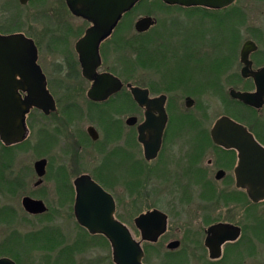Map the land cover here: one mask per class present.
I'll list each match as a JSON object with an SVG mask.
<instances>
[{
	"label": "flooded vegetation",
	"instance_id": "obj_1",
	"mask_svg": "<svg viewBox=\"0 0 264 264\" xmlns=\"http://www.w3.org/2000/svg\"><path fill=\"white\" fill-rule=\"evenodd\" d=\"M14 1L21 6L33 2L44 6L48 2ZM62 2L57 6L59 12L55 10L57 20L51 16L53 11L50 15L43 12L37 22L35 15L30 14L24 29L18 26L16 16L6 31L0 27L2 36L22 34L32 40L37 49L36 63L54 105L53 110H29L23 141L6 145L0 139V176L9 173L8 181H0V187L8 194L4 196L9 199L16 190L24 188L21 180H14L7 155H13L27 143L29 121L37 113L43 121L41 159L45 166L43 176L38 178L33 165L37 177L33 188L40 187L42 197L23 198L41 201L46 210L32 215L23 209L25 213L52 219L74 218L83 233L96 236L76 221V180L88 176L109 194L115 204V218L117 200L108 189L135 185L141 189L139 203L156 191L165 192L171 195L170 208L178 216L186 217L184 227H176L175 233L167 237L170 230L166 213L152 207L138 214L158 210L167 217L166 230L157 242H142L151 248L164 246L168 262L162 263H255L256 242L260 243L256 237L262 235L259 227L264 225L257 222L256 211L264 206V198L258 202L251 200L246 186H255L264 173L257 175L255 170L241 168L239 151L215 142L214 136L226 135L213 130L217 124L219 129L236 125L264 149V49L259 46L264 43V29L248 25L239 47L240 23L244 25L246 20V8L237 6L239 0L223 9L139 0L97 46L96 74L114 76L121 88L107 99L95 101L88 97L93 81L83 77L77 50L91 23L74 16L65 0ZM141 5L148 7L133 25L134 36L126 37L127 17ZM229 8L231 11L225 12ZM225 17L230 21L231 38L224 35ZM144 18H151L153 24L136 31V22ZM248 42L253 48L246 66L241 61V50ZM224 47L229 51L226 64L223 54H218ZM128 50H132L141 72L135 84L106 65L109 57H118ZM41 53L46 54V62L52 58L55 61L41 62ZM48 69L52 72L47 73ZM128 85L146 91L147 100L135 101ZM19 93L22 98L26 96L25 92ZM193 93L200 97L198 115L188 112L195 104ZM236 94L248 99L241 100ZM130 118L135 119L133 124H128ZM163 120L162 131L158 132ZM80 123H88L84 131L80 130ZM126 129L132 133L128 135ZM140 129L151 144L159 137L158 149L149 159L138 140ZM49 204L56 205L57 210L53 211ZM13 216L10 208L0 209V220ZM218 226L227 228L219 231L215 229ZM176 241L175 249H167L168 244ZM143 253L144 260V249Z\"/></svg>",
	"mask_w": 264,
	"mask_h": 264
},
{
	"label": "water",
	"instance_id": "obj_2",
	"mask_svg": "<svg viewBox=\"0 0 264 264\" xmlns=\"http://www.w3.org/2000/svg\"><path fill=\"white\" fill-rule=\"evenodd\" d=\"M28 0H19L21 4ZM139 0H65L70 12L91 23L84 37L77 45L79 61L84 78L93 81L88 97L95 101L107 99L121 88V82L110 74L97 75L99 66L97 46L102 38L109 35L121 16L129 11ZM235 0H163L169 5L205 6L223 9ZM153 24L151 18H144L136 22L138 32L146 30ZM252 43H245L241 50V61L248 66L247 56L253 48ZM37 49L32 40L22 34L9 36L0 35V139L6 145L19 143L26 138L27 130L25 117L31 108L43 111L53 110L52 98L45 87V80L36 63ZM133 99L145 102L146 91L128 85ZM19 90L26 93L21 97ZM246 101L248 96L236 94ZM48 102V103H47ZM162 115V114H161ZM134 118L128 119L133 124ZM148 123L151 122L147 118ZM164 120L160 122L159 131H162ZM147 125V124H146ZM218 125V124H217ZM213 132H222L226 136L215 138V142L225 147H233L240 153V167L248 171L255 170L256 174L264 173V149L250 139L246 133L236 125L226 129L218 127ZM151 144L139 130L138 140L144 146L145 157L149 159L158 149V139ZM45 160L34 163V171L38 178L44 173ZM79 183V184H78ZM39 184V182H37ZM77 199L74 212L77 223L91 235H101L109 243L112 250L113 264H143L142 242L156 243L165 232L167 217L158 210H151L137 216L134 225L140 234V241H136L129 229L114 217L115 204L112 197L88 176H82L75 182ZM249 197L254 202L264 198V178L258 179L255 186H246ZM23 209L32 215L45 212L41 201L23 198ZM226 226H218L216 230H224ZM178 242L167 245V249H175ZM0 264H15L8 258H0Z\"/></svg>",
	"mask_w": 264,
	"mask_h": 264
},
{
	"label": "rangeland",
	"instance_id": "obj_3",
	"mask_svg": "<svg viewBox=\"0 0 264 264\" xmlns=\"http://www.w3.org/2000/svg\"><path fill=\"white\" fill-rule=\"evenodd\" d=\"M46 5L41 6L38 3H31L25 6H21L18 3H15L14 0H0V27L6 31L5 28H9V23L14 16L19 18V27L21 29L25 28V21L30 18V14H34L35 22L38 21L40 15L44 12L51 15L54 19L57 20L55 15V10L57 8V12H59V4L63 3L62 0H47ZM237 6L240 8H246V20L240 23V39H239V47H241L244 42V38L246 37V33L248 30V25L250 26H258L264 29V0H239ZM148 6H139L136 11L131 13L126 20L127 29L125 30L126 37H133L135 34L133 25L135 21L143 15L145 9ZM155 15V14H154ZM157 15V14H156ZM159 16V15H158ZM15 18V17H14ZM71 22H73L71 20ZM78 22V21H77ZM230 21L224 19L225 27H224V35L225 37L231 38V33L228 32L230 30ZM80 24V22H79ZM243 25V26H242ZM228 26V27H227ZM250 28V27H249ZM166 35V33H165ZM259 46L262 51L264 49V43L260 42ZM44 51V49L42 50ZM132 51V50H131ZM130 50L122 53L120 56L109 57L108 63L106 64L110 68L114 69L118 76L127 78L131 80V83H136L139 79L141 73L138 71V66L135 58L132 56ZM223 54V59L226 61L229 60V56L227 55L229 51L224 47L218 51V54ZM47 59L46 54L41 53L40 60L44 61L46 64L51 61H55L54 58L48 59V62L45 61ZM217 61V59H215ZM219 61V60H218ZM44 64V63H43ZM225 66V65H224ZM51 69H48L47 73H51ZM58 93V92H57ZM195 96L193 97L195 100V104L193 107L188 110L189 113L198 115L199 105H200V97L199 94L193 93ZM179 97V96H178ZM180 98V97H179ZM182 99V98H181ZM130 115V114H129ZM127 115V117L129 116ZM135 115V113H133ZM124 120V119H123ZM123 122V121H122ZM43 125V121L37 113L31 115V120L29 121L30 128V136L28 141L23 147L16 149L13 152V155H7V158L11 159L12 167L9 168L11 172H13L14 180H21L23 184V189L18 192L16 190L14 194L8 199V194L3 191L4 189L0 187V209L3 207L10 208L13 211L14 216L11 219L0 220V249H2L1 245L6 244L10 237L14 238L17 235L22 237L24 236H32L37 234L44 228H56L61 233V247L69 246L75 247V252L73 255V263H60V264H113L112 262V250L109 244L104 243L100 239H91L88 237L86 233H83L77 226L74 218H65L61 219L55 218L52 219L50 216H41L34 217L28 215L24 212L21 200L24 196L34 195L36 199H41L42 192L41 188L37 189L33 188V184L37 181V177L33 171V165L37 160H40L43 156L41 155V128ZM88 123H80L79 127L81 131H84ZM128 135H130L132 130L126 129ZM125 130V131H126ZM9 179V173H5V176H0V181ZM2 185V184H1ZM132 191L129 190V187H111L108 189V192L117 200V212L116 218L123 225H125L132 236L136 241H140L139 231L136 229L134 225V219L138 216V214L144 209H149L152 207L158 208L164 213H166L169 217V234L168 236H172L175 232L176 227L182 228L186 223V217L178 216L173 209L170 208L169 202L170 197L168 193L165 192H154L152 193L145 201L138 202V195L141 191L140 187H133ZM160 188V187H156ZM152 190H148L151 192ZM7 195V196H4ZM33 197V199H35ZM53 211L57 210L56 205L49 204ZM71 208V204L69 205ZM66 208L67 205H66ZM70 213V210H68ZM175 214H174V213ZM256 220L261 224L264 223V206L257 208L256 211ZM264 228V225H262ZM256 256L255 263H218V264H264V236L259 235L256 237ZM143 244V243H142ZM12 247V243L6 244ZM163 245V244H162ZM142 247V245H141ZM27 251L24 252L19 250V263L18 264H54L47 263V261H52L56 255L55 252H47V248L36 246L33 247L31 244L26 246ZM145 251V264H165L162 263L165 259L164 257V246H157L155 248H151L150 246H146L143 244V248ZM3 250V249H2ZM5 252V251H3ZM1 257H7L13 260L10 256H6L4 253ZM168 260V259H167ZM166 260V261H167ZM14 261V260H13ZM15 262V261H14ZM165 262V261H164ZM168 262V261H167ZM16 263V262H15ZM168 264H183V263H168ZM187 264H209V263H187Z\"/></svg>",
	"mask_w": 264,
	"mask_h": 264
},
{
	"label": "trees",
	"instance_id": "obj_4",
	"mask_svg": "<svg viewBox=\"0 0 264 264\" xmlns=\"http://www.w3.org/2000/svg\"><path fill=\"white\" fill-rule=\"evenodd\" d=\"M232 8H229L228 10H225V12L231 11ZM242 18V17H241ZM129 190L132 191L133 186H128ZM259 231L264 236V228L262 226L259 227ZM61 233L56 228H44L41 231H39L37 234L32 236H20L17 235L10 242L7 241L6 244L12 243V247L10 249V246L6 244H2L0 249V254L3 253L7 256H10L16 263H19V250H22L24 252L27 251L26 246L31 244V246H41L44 248H47V252H55L57 251L56 257L52 261H47V263H54V264H60V263H73V255L75 252V247H61ZM91 239H100L104 243L108 244L107 240L100 235L96 236H90ZM148 246V244H146ZM5 251V252H3ZM145 262V259L143 260ZM168 264V263H165Z\"/></svg>",
	"mask_w": 264,
	"mask_h": 264
}]
</instances>
